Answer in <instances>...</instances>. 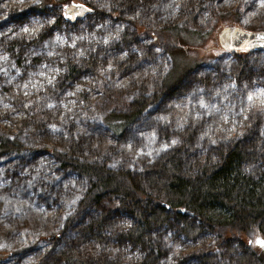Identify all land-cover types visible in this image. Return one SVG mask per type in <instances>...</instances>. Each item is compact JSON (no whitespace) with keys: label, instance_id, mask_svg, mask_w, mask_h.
I'll return each mask as SVG.
<instances>
[{"label":"rangeland","instance_id":"obj_1","mask_svg":"<svg viewBox=\"0 0 264 264\" xmlns=\"http://www.w3.org/2000/svg\"><path fill=\"white\" fill-rule=\"evenodd\" d=\"M79 3L93 13L67 21L64 8ZM39 5L40 0H0V136L20 146L0 155L5 255L0 264H58L59 254L70 250L100 264H141L151 254L160 256L150 264H200L194 254L213 247L214 231L203 228L191 240L175 220L149 230L145 248L122 239L133 223L126 211H111L99 237H83L103 207L91 205L76 215L91 181L62 167L51 151L142 172L190 135L181 163L195 177L202 165L219 160V150L239 141L248 153L244 172L259 177L264 173V51L226 52L217 34L224 26L264 31V3L51 0L44 9ZM175 26L202 37L183 47L189 64L192 57L199 64L173 94L163 95L123 132H112L101 123V110L153 93L172 66L145 30ZM126 33L134 37L122 38ZM69 64L80 74L67 79ZM224 250L220 264H240L237 247Z\"/></svg>","mask_w":264,"mask_h":264},{"label":"trees","instance_id":"obj_2","mask_svg":"<svg viewBox=\"0 0 264 264\" xmlns=\"http://www.w3.org/2000/svg\"><path fill=\"white\" fill-rule=\"evenodd\" d=\"M49 1L40 0V9H44ZM144 33L170 56L172 66L153 93L133 96L126 104H118L107 112L101 110V123L112 132H123L163 95L173 94L200 62L192 57L194 64H189L183 49L200 41L199 33L181 30L178 26L145 30ZM133 37L134 34L126 33L122 38L131 40ZM239 57L243 61L242 53ZM67 68V79L80 74L79 68L72 64ZM182 138L180 146L172 153L161 157L155 167L142 172L112 168L101 162H81L51 151L62 167L71 168L91 181L76 215L91 205L103 207L101 216L85 229L83 237H99L111 211H126L133 223L122 234V239L144 248L149 246L146 241L149 230L175 220L181 223V234L191 240L197 238L203 228L214 231L217 240L213 247L194 254L200 264H220L225 259L224 248L233 252L235 247L241 251L240 264H264V249L256 245L257 239H264V173L254 178L244 172L243 163L248 153L239 141H235L226 150H219L217 162L202 165L198 174L192 177L181 163V152L190 135ZM19 147L17 142L0 136V155L18 151ZM115 200L119 204L114 206ZM69 252L60 253L54 263L100 264L88 258L81 260L79 255ZM220 253L224 257L220 258ZM4 256L0 251V260ZM159 256L151 254L141 264H150ZM102 264L112 262L105 260Z\"/></svg>","mask_w":264,"mask_h":264},{"label":"water","instance_id":"obj_3","mask_svg":"<svg viewBox=\"0 0 264 264\" xmlns=\"http://www.w3.org/2000/svg\"><path fill=\"white\" fill-rule=\"evenodd\" d=\"M92 13V9L82 3L68 5L63 10V15L69 22L78 21ZM217 42L226 52L264 51V31L251 32L237 26H224L217 34ZM259 240L264 239L259 238ZM256 245L264 249L257 241Z\"/></svg>","mask_w":264,"mask_h":264},{"label":"snow or ice","instance_id":"obj_4","mask_svg":"<svg viewBox=\"0 0 264 264\" xmlns=\"http://www.w3.org/2000/svg\"><path fill=\"white\" fill-rule=\"evenodd\" d=\"M262 3H264V0H261ZM262 96H264V92L261 93ZM252 99V96H249V100ZM203 106V105H202ZM257 243L261 246L264 247V240H257Z\"/></svg>","mask_w":264,"mask_h":264}]
</instances>
